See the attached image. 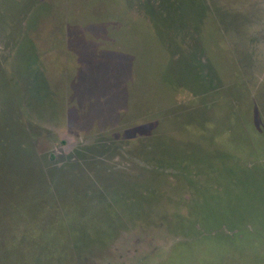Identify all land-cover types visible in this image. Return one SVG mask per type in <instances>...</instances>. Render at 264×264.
I'll return each instance as SVG.
<instances>
[{"label":"rangeland","instance_id":"rangeland-1","mask_svg":"<svg viewBox=\"0 0 264 264\" xmlns=\"http://www.w3.org/2000/svg\"><path fill=\"white\" fill-rule=\"evenodd\" d=\"M0 264H264V0H0Z\"/></svg>","mask_w":264,"mask_h":264},{"label":"trees","instance_id":"trees-1","mask_svg":"<svg viewBox=\"0 0 264 264\" xmlns=\"http://www.w3.org/2000/svg\"><path fill=\"white\" fill-rule=\"evenodd\" d=\"M162 6H161V4H159V6H158V9H160ZM145 9V13H148L149 14V16L152 18V17H154L153 16V14L151 13V11H154V9L156 10V8L154 7V6H149L148 4L144 7ZM162 11H163V13H164V15L166 16L167 15V13H168V11H169V9H163L162 8ZM18 26H19V24H18ZM157 27H158V23H157ZM157 30H158V32L160 33V31H159V29L157 28ZM180 31V30H179ZM182 32V31H181ZM18 33H19V36H20V31L18 30ZM179 33V32H178ZM161 35H163V33H160ZM21 40H20V42H22V40H23V36H22V34H21ZM23 41H25L26 43L25 44H27V49H23V50H21V51H23L25 54H28V55H30V56H26L24 53H22L21 55H22V58H20V62H21V64L22 65H24V64H28V68H31L33 71H36L40 76H41V81L43 82V87L44 88H47V84H46V82H45V80L44 79H42V75H41V73L38 71V69L36 68L37 67V64H38V62L35 60V56L34 55H32V52L30 51V47L29 46H31L30 45V41L28 42L26 39L25 40H23ZM22 44V43H21ZM165 44H166V42H165ZM169 44V43H168ZM167 44V46H170V45H168ZM33 47V46H32ZM194 54V53H193ZM16 60V58L14 59V60H12V62H14ZM198 64H199V61L197 62L196 61V63H195V77H197L198 76V72H199V70H198ZM21 78H22V76H20ZM200 82H202L201 80H200ZM203 84V83H202Z\"/></svg>","mask_w":264,"mask_h":264}]
</instances>
